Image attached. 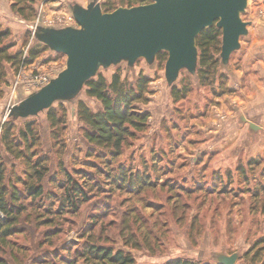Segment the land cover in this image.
Masks as SVG:
<instances>
[{
    "label": "rangeland",
    "instance_id": "rangeland-1",
    "mask_svg": "<svg viewBox=\"0 0 264 264\" xmlns=\"http://www.w3.org/2000/svg\"><path fill=\"white\" fill-rule=\"evenodd\" d=\"M11 1L0 0V25L11 32L12 51L26 54L35 43L37 26L66 27L70 6L86 7L93 0H45L37 3L30 21L11 11ZM116 4L128 8L129 3ZM242 20L249 23L248 34L227 67L218 68V74L226 76L221 80L224 85L201 87L195 76L181 71L174 85L180 87L183 79L189 92L178 102L170 94L163 60L149 65L139 59L132 67L122 62L99 70L108 81L115 73L132 84L139 75L150 79L148 101L139 104L150 113L145 131L128 140L117 160L106 157L114 168L120 165L127 173L149 176V186L129 189L127 179L116 184L94 168L110 170L105 161L86 157L78 103L92 112L99 111L101 104L87 97L85 88L72 101L53 105L66 111L62 138L56 144L46 111L13 120L16 127L24 122L37 125L41 145L31 151L34 160L48 159V174L41 182L25 179L24 163L3 152L7 200L22 212L14 225L9 222L11 235L3 237L0 231V259L7 264H40L36 261L49 255L48 264H55L53 253L73 255L90 240L130 253L135 264H165L174 259L210 262L212 252L239 253L235 264H264V0H248ZM65 62L64 56L48 50L17 72L4 64L0 134L9 120V108L39 90L43 80L55 78ZM241 115L257 130L251 131ZM60 165L73 175L85 171L94 176L72 179L85 194L74 201V208L64 203L72 184L62 179ZM19 181L41 186L42 196L30 198ZM12 192L19 200L11 198ZM4 216L0 210V222Z\"/></svg>",
    "mask_w": 264,
    "mask_h": 264
},
{
    "label": "trees",
    "instance_id": "trees-1",
    "mask_svg": "<svg viewBox=\"0 0 264 264\" xmlns=\"http://www.w3.org/2000/svg\"><path fill=\"white\" fill-rule=\"evenodd\" d=\"M45 0H12L11 11L24 20H32L36 15L37 3ZM127 1L128 8L138 5H144L149 0H105L101 4V9L104 13H110L118 8L116 2L123 3ZM147 3V4H148ZM122 7V6H121ZM11 32L8 29H2L0 25V74L5 75L4 64L8 65L10 69L17 72L20 68L32 64L40 54L48 51L43 44L35 42L33 46L29 47L26 54L22 51H12L15 45L10 41ZM221 39L222 33L215 24L200 32L196 38V47L199 52L198 67L195 77L197 78L201 87L213 88L215 82L221 83L226 76L223 73L218 74V68L221 65ZM9 40V42L7 41ZM58 55V54H57ZM167 53H159L155 60H163L166 62ZM223 67V66H222ZM217 80V81H216ZM150 79L138 76L136 81L132 84L122 79L119 73L112 75L108 81L101 74H97L94 78L87 81L85 84V95L89 98H94L101 104V109L92 112L83 103L79 102L77 107L78 120L82 124L83 138L87 143V158H95L102 160L110 170L99 169L96 170L106 179H112L116 184L118 182L124 183L127 179L129 189L134 186L142 188L149 186V176L139 174V172L127 173L124 167H112L109 160H117L123 154V148L128 140L134 138L138 133L144 132L150 118V113L139 108V104L147 103V95L150 92ZM177 87L172 85L171 96L174 102H178L186 97L189 92L187 87L183 85V79L179 82ZM61 103V102H60ZM61 105V104H60ZM65 109L54 108L53 106L46 111L47 120L50 127V134L53 142L56 144L65 128ZM40 133L37 125L32 122H24L20 127H16L13 120L9 119L2 125V132L0 134V210L3 212L4 219L0 222V231L3 237L12 234L13 229L8 228L9 222L14 225L17 222V216L21 214L22 209L10 204L7 200V188L4 186V180L7 179V167L3 161V152L8 156H12L16 160H21L26 169L23 172L25 177H17L16 179H30L41 182L48 174V159L45 157H38L34 160L35 154L31 150L40 147ZM100 151V153H97ZM34 152V151H33ZM34 160V161H33ZM88 162V161H86ZM87 166L92 163H85ZM62 179H66L67 185L72 184V179L75 175L78 179H94L93 175L85 171H74L73 175L67 169L60 165ZM52 179H55L52 177ZM30 198L42 196V187L24 183ZM63 184H60L61 186ZM141 185V187L139 186ZM68 187V186H67ZM64 188V187H63ZM67 196L64 203L70 207H75L77 198L84 197L83 191L73 182L71 188H67ZM17 193L12 192L11 198L19 200ZM63 207V205H61ZM63 250L68 253L71 252L69 247H64ZM71 254V253H70ZM53 262L55 264H135V260L130 253L122 250H114L111 247L99 246L95 242L88 240L76 249L73 255L60 257L58 254H52ZM45 255L37 260V263L48 264ZM0 264H7L4 259H0ZM165 264H213L210 262H195L186 259H174Z\"/></svg>",
    "mask_w": 264,
    "mask_h": 264
},
{
    "label": "water",
    "instance_id": "water-1",
    "mask_svg": "<svg viewBox=\"0 0 264 264\" xmlns=\"http://www.w3.org/2000/svg\"><path fill=\"white\" fill-rule=\"evenodd\" d=\"M135 7H118L104 13L96 0L86 7L70 6L77 27H36L35 42L66 58L65 68L39 90L8 110V118L25 120L49 110L55 103L70 102L101 68L126 62L132 67L139 59L152 65L156 56L167 53L165 79L169 86L181 71L195 76L199 52L196 38L215 24L221 30V65L240 49L249 23L242 20L248 0H150ZM251 131L257 126L243 115ZM239 253L212 252L210 263L235 264Z\"/></svg>",
    "mask_w": 264,
    "mask_h": 264
},
{
    "label": "built area",
    "instance_id": "built-area-1",
    "mask_svg": "<svg viewBox=\"0 0 264 264\" xmlns=\"http://www.w3.org/2000/svg\"><path fill=\"white\" fill-rule=\"evenodd\" d=\"M68 23H69V25L68 26H66V27H77V25H76V23H75V21H74V19H73V17H72V15H70L69 17H68ZM36 78V80H38V77H35ZM42 81V79L38 82V81H36V83L37 84H41L40 82ZM50 81V79L49 80H43V83L40 85V88L41 87H43L44 85H46L48 82ZM39 88V89H40Z\"/></svg>",
    "mask_w": 264,
    "mask_h": 264
},
{
    "label": "crops",
    "instance_id": "crops-1",
    "mask_svg": "<svg viewBox=\"0 0 264 264\" xmlns=\"http://www.w3.org/2000/svg\"><path fill=\"white\" fill-rule=\"evenodd\" d=\"M80 5H82V4H80Z\"/></svg>",
    "mask_w": 264,
    "mask_h": 264
}]
</instances>
